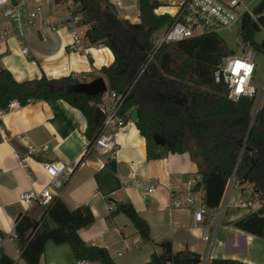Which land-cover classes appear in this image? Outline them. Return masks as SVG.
Segmentation results:
<instances>
[{"label": "crops", "instance_id": "0c3cea01", "mask_svg": "<svg viewBox=\"0 0 264 264\" xmlns=\"http://www.w3.org/2000/svg\"><path fill=\"white\" fill-rule=\"evenodd\" d=\"M110 1L120 19L131 23L140 21L138 0ZM158 1L161 6L156 14L173 17L185 0ZM10 4L11 0H0V32L5 27L11 31L1 45L0 66L16 81H32L43 75L48 79L71 74L97 76L95 72L114 61L107 48L89 47L85 42L83 47L75 45L69 30L60 26L68 12L64 8L55 9L53 0L24 2L29 11L41 5L42 13L31 26L34 31H22L24 37H17L14 24L3 15ZM48 21L58 26V30H50ZM25 47L29 49L28 55L22 53ZM263 105L264 92L259 108ZM86 130L85 116L63 100L32 101L27 106L0 112L1 264H27L21 258L20 238L15 241L5 238L15 233L21 215L28 214L36 220L42 217L45 209L27 206L20 201V195L31 190L41 191L49 185L43 165L51 162L63 163L73 171L62 188L52 189L54 196L70 210L88 207L93 214V223L79 231L80 237L88 245L105 248L116 264H148L157 250L155 245L164 242H170L175 253L188 250L200 255L202 260L210 257L264 264V240L234 226L260 208L240 205L245 194L251 196L249 188L230 186L231 179L219 207L210 210L212 216L206 217L204 223L197 224L193 213L199 207L198 201L182 209L170 206L169 187L181 190L184 196L185 187L199 177L198 167L189 153H170L149 160L146 140L133 121L119 132L116 155L87 153ZM29 147L33 153L27 157V163L33 181L19 165L16 153L17 149L26 153ZM150 182L157 183L156 191L146 193L143 185ZM193 196L202 199L201 192L194 191ZM125 203H131L149 226L150 241L143 240L131 220L118 211ZM50 225L54 226L52 221ZM204 234L209 236L208 240ZM76 263L68 244L53 242L46 244L40 260V264Z\"/></svg>", "mask_w": 264, "mask_h": 264}, {"label": "trees", "instance_id": "16d2710c", "mask_svg": "<svg viewBox=\"0 0 264 264\" xmlns=\"http://www.w3.org/2000/svg\"><path fill=\"white\" fill-rule=\"evenodd\" d=\"M73 1L78 6L74 14L82 17L81 25L86 27L84 42L89 47L107 48L113 54L112 64L103 66L98 73L110 89L125 95L124 112L138 110L135 124L146 140L147 158L189 153L200 176L194 191L202 193V203L209 210L219 207L234 177L238 186L252 191L249 198L257 197L261 202L257 211L234 226L264 240V105L256 111L254 99L230 100L227 86L215 77L222 59L234 52L219 35L163 44L141 74L153 50L156 32L173 20L168 14L155 13L161 3L138 0L140 21L131 23L119 18L110 0ZM254 12L258 20L245 16L237 36L255 53L264 52V40L255 39L258 32L264 31V0ZM78 83L73 74L59 79L43 75L18 82L0 66V112L7 111L14 101L27 106L32 101L63 100L85 116L89 151L104 116L98 107L100 95L88 97L71 92ZM154 136L165 138V145H157ZM118 211L131 220L143 240H151L149 226L131 203L120 205ZM93 221L88 207L70 210L55 197L40 219L24 214L17 220L15 233L21 240V258L27 264H40L46 244L53 242L68 244L76 260L116 264L105 248L88 245L80 237L79 231ZM155 246L157 250L148 264H199L202 260L188 250L175 253L170 242ZM211 264L244 263L213 259Z\"/></svg>", "mask_w": 264, "mask_h": 264}, {"label": "built area", "instance_id": "2783aa9c", "mask_svg": "<svg viewBox=\"0 0 264 264\" xmlns=\"http://www.w3.org/2000/svg\"><path fill=\"white\" fill-rule=\"evenodd\" d=\"M27 0H17L21 4L15 6L10 4V7L4 10L3 15L9 19L15 26V35L23 38L22 32L23 21L26 24L34 26V20L42 13V6L37 5L33 11H29L24 5ZM54 8H64L68 15L60 26L66 27L73 39L75 45H82L84 43V35L86 27L81 25L82 17L74 14L72 8L76 6L73 0H53ZM261 0H228L222 2L221 0H185L179 7L173 20L167 26L161 36H156L153 50L147 56L146 62L142 65L140 73H144L153 59L154 53L163 45L168 43H176L186 39L197 37H204L209 35H219L223 31H229L239 41L242 54L233 53L222 59L218 69L215 72L217 81H223L228 89V97L230 100L237 102L241 98L254 99L255 102L259 98L256 105V110L263 99V92L256 81V65H255V51L245 46L241 39L238 38L237 33L241 27L242 20L245 16H249L252 20L257 21L259 16L255 14L254 10ZM156 13V11H155ZM264 17V14L262 15ZM50 30H58V26L51 22L46 23ZM239 25L236 33L233 28ZM10 28L5 27L0 32V49L2 43L10 36ZM24 55L29 54L28 48H23ZM125 95L110 89L109 85L102 95L98 104L99 110L104 116V121L100 133L94 141L92 148L87 152H103L116 155L118 149L117 136L119 132L124 129L132 120L130 119V111H123ZM20 104L16 101L9 104L8 109H17ZM21 137L18 136V139ZM19 165L28 173L31 181L34 180L33 174L29 170L27 157L33 153L31 147L26 153L16 150ZM46 175L50 179L47 187L41 191L31 190L20 195V201L29 207L39 206L47 209L53 202L55 196L52 192L53 188H62L73 174L65 164L58 162L46 163L43 165ZM200 180V176L196 181H192L184 189V196L182 191L172 186L169 187L170 206L173 209L186 208L191 204L199 202V207L194 211L193 216L195 223L202 224L206 217L212 216L210 210L202 203V199H196L194 195V185ZM238 186V182L233 177L230 186ZM157 183H148L143 185V190L146 193H153L156 191ZM240 205L245 208L255 209L256 205H261L260 200L255 197L253 200L248 198L242 199ZM19 238L16 233L7 236L8 241H15ZM204 239L208 240L209 236L204 234ZM2 244L0 243V256ZM210 257L201 260L199 264H211ZM76 264H93L89 260H77Z\"/></svg>", "mask_w": 264, "mask_h": 264}, {"label": "rangeland", "instance_id": "374dc122", "mask_svg": "<svg viewBox=\"0 0 264 264\" xmlns=\"http://www.w3.org/2000/svg\"><path fill=\"white\" fill-rule=\"evenodd\" d=\"M29 0H27L28 2ZM78 9V6H74L72 8V10H77ZM26 19V18H25ZM25 19L23 21V29L22 31L24 33H28L30 31H34L35 28L29 26L28 24H26L25 22ZM37 20V19H35ZM239 28V25L235 26L233 28V32L236 33L237 30ZM165 27L161 28L159 31L156 32V36H161L163 31H164ZM220 38L226 43L228 49L234 51L236 54L240 55L242 54V49L240 48V45H239V41L235 38V36L230 33L229 31H223L219 34ZM255 39L256 41L258 42H261L262 40H264V31H260L258 32L256 35H255ZM83 47L84 45H80V47ZM81 51H83V49L81 48ZM255 65H256V81H257V84L258 86L261 88V92L260 94L262 93V90L264 89V52H256V57H255ZM95 74L97 76H88L86 74H81V75H78L76 76L80 83H86V82H90L92 81V78L96 77H100L99 73L98 72H95ZM94 80V79H93ZM258 100L259 98L256 100V105L258 103ZM249 197V194H245L244 196V199L247 200Z\"/></svg>", "mask_w": 264, "mask_h": 264}, {"label": "water", "instance_id": "95a60500", "mask_svg": "<svg viewBox=\"0 0 264 264\" xmlns=\"http://www.w3.org/2000/svg\"><path fill=\"white\" fill-rule=\"evenodd\" d=\"M12 5L17 4V0H11ZM108 88V83L106 79L103 76H100L90 82L86 83H78L75 86L72 87L71 92H74L76 94H82L86 95L88 97H94L98 95H102L104 92H106ZM257 111V110H256ZM139 117L138 110L136 108H133L130 111V119L133 122H137ZM154 141L157 145L163 146L165 145V138L161 136H154Z\"/></svg>", "mask_w": 264, "mask_h": 264}]
</instances>
